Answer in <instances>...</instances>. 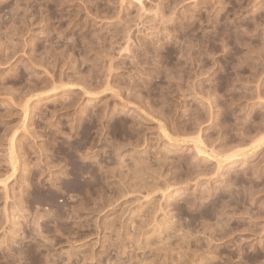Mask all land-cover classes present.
<instances>
[{
  "label": "rangeland",
  "instance_id": "374dc122",
  "mask_svg": "<svg viewBox=\"0 0 264 264\" xmlns=\"http://www.w3.org/2000/svg\"><path fill=\"white\" fill-rule=\"evenodd\" d=\"M11 263L264 264V0H0Z\"/></svg>",
  "mask_w": 264,
  "mask_h": 264
},
{
  "label": "bare ground",
  "instance_id": "6f19581e",
  "mask_svg": "<svg viewBox=\"0 0 264 264\" xmlns=\"http://www.w3.org/2000/svg\"><path fill=\"white\" fill-rule=\"evenodd\" d=\"M189 47V46H188ZM187 49V48H186ZM188 54V53H187ZM187 56V55H186ZM150 73H151V71H150ZM134 80H135V78H134ZM150 81V80H149ZM225 83V82H224ZM146 85V84H145ZM165 105H166V103H165ZM169 105V104H168ZM87 111V110H86ZM88 117V116H87ZM89 118V117H88ZM92 118V117H91ZM198 118V117H197ZM85 119V118H84ZM135 119V118H134ZM86 120V119H85ZM111 120V119H110ZM187 122V121H186ZM124 123H126V122H122V123H120V125H117L118 126V128L119 129H122L123 128V125H124ZM130 124V123H129ZM109 125V124H108ZM189 125V124H188ZM186 126V125H185ZM127 127V126H126ZM129 127V126H128ZM113 128V127H112ZM124 129V128H123ZM93 130V129H92ZM115 130V129H114ZM77 134V133H76ZM85 134V133H84ZM86 134H88V133H86ZM70 136V135H69ZM79 137V136H78ZM86 137V136H85ZM85 137H83V138H85ZM128 139V138H127ZM84 140V139H83ZM85 141H86V138H85ZM81 141H79V143H80ZM87 143H88V141H86ZM90 142V141H89ZM82 143V142H81ZM77 144H78V142H77ZM74 144V146L76 147V146H78V145H82V144ZM87 145V144H86ZM171 145V144H170ZM71 146H73V145H71ZM88 146V145H87ZM68 147V146H67ZM70 149V148H69ZM78 149V148H77ZM80 149V148H79ZM58 150V149H57ZM75 150V149H74ZM167 150V149H166ZM81 151V150H80ZM157 151V150H156ZM170 151V150H169ZM85 152V151H84ZM141 152V151H140ZM160 152V151H159ZM86 153V152H85ZM145 153V152H144ZM157 153V152H156ZM162 153V152H161ZM70 154V153H69ZM87 154V153H86ZM139 154V153H138ZM148 154V153H147ZM155 154V153H154ZM168 154H170V153H168ZM172 154V153H171ZM137 155V154H136ZM72 156V155H71ZM89 156V155H88ZM144 156H145V154H144ZM149 156V155H148ZM153 156H155V155H153ZM180 156V155H179ZM143 157V156H142ZM147 157V156H146ZM158 157H159V154H158ZM73 158V157H72ZM75 158H76V156H75ZM79 158V157H78ZM135 158V157H134ZM133 158V159H134ZM138 159V158H137ZM141 159V158H140ZM161 159H162V157H161ZM164 159V158H163ZM166 159V158H165ZM164 159V160H165ZM173 159V158H172ZM188 159V158H187ZM100 160V159H99ZM169 160H171V159H169ZM138 161V160H137ZM141 161V160H140ZM142 161H145V160H142ZM141 161V162H142ZM155 161V160H154ZM168 161V160H167ZM182 161V160H181ZM158 162V161H157ZM190 162V161H189ZM145 163V162H144ZM144 163H141L140 165H141V168L143 169V167L145 166V169L147 168V167H149V165L147 164V162H146V164L145 165H143V167H142V164H144ZM149 163V162H148ZM75 164V170L73 169V171L71 172V175H73L72 177V179H70V180H68L67 182H65L64 183V185L63 186H65L67 189H74V190H80V189H83L82 187H86L87 186V184L89 185V183H91V182H88V180H87V182L88 183H83L82 182V180H81V175H82V173H84V171L83 170H85V169H82V165H80V166H77L76 164L77 163H74ZM82 164H84V163H82ZM135 164V163H134ZM150 164V163H149ZM153 164V163H152ZM159 164V163H158ZM172 164H173V162H172ZM180 164V163H179ZM93 165V164H92ZM139 165V166H140ZM103 166V165H102ZM151 166V165H150ZM161 166V165H160ZM159 166V167H160ZM181 166V165H180ZM187 166V165H186ZM96 167V166H95ZM134 167V166H133ZM132 167V168H133ZM185 167V166H184ZM70 168V167H69ZM149 168H151V167H149ZM98 169V168H97ZM131 169V168H130ZM163 169V168H162ZM188 169V168H187ZM194 169V168H193ZM197 169V168H196ZM87 170V169H86ZM153 170V169H152ZM156 170V169H155ZM176 170V169H175ZM192 170V169H191ZM138 171V170H137ZM148 171H151V170H148ZM179 171V170H178ZM64 172V171H63ZM135 172V171H134ZM146 172V171H145ZM154 172H156V171H154ZM86 173V172H85ZM88 173V172H87ZM89 173H90V171H89ZM153 173V172H152ZM187 173V172H186ZM66 174H68V173H66ZM70 174V173H69ZM138 173H136V175H137ZM142 174V173H141ZM146 174V173H145ZM63 175H65V174H63ZM87 175V174H86ZM91 176H93V175H91ZM152 176V175H151ZM90 177V176H89ZM135 178V177H134ZM137 178V177H136ZM143 178V177H142ZM96 179V178H95ZM235 179V178H234ZM67 180V179H66ZM99 181V180H98ZM97 184V183H96ZM95 184V185H96ZM64 187V188H65ZM40 188V187H39ZM56 189V188H55ZM84 190V189H83ZM37 191V190H36ZM57 191V190H56ZM66 191V190H65ZM82 191V190H81ZM46 192V191H45ZM48 192V191H47ZM34 197L36 198V200H38V201H46L47 200V202L48 201H50V202H53L54 200H55V196H56V194H54V193H49V194H47V193H44V192H41V190H40V192H34ZM85 194V193H84ZM232 195V194H231ZM35 200V199H34ZM55 203V202H54ZM219 203V202H218ZM51 204V203H50ZM192 204V203H191ZM214 207V206H213ZM187 208V207H186ZM190 208H191V206H190ZM216 208V207H215ZM152 210V209H151ZM154 210V209H153ZM214 210H216V209H214ZM55 212V211H54ZM218 212H219V210H218ZM63 213V212H62ZM211 214V213H210ZM220 215V214H219ZM217 216V215H216ZM65 217V216H64ZM154 217V216H153ZM222 217V216H221ZM151 219V218H150ZM217 219H218V217H217ZM194 220V219H193ZM158 221V220H157ZM195 222V221H194ZM106 225V224H105ZM108 225V224H107ZM144 225V224H143ZM149 225V224H148ZM162 225V224H161ZM168 225H170V224H168ZM172 225V224H171ZM192 225V224H191ZM218 226V225H217ZM98 227V226H97ZM139 227V226H138ZM144 227V226H143ZM191 227V226H190ZM189 227V228H190ZM112 228V227H111ZM164 228V227H163ZM171 228H174V227H171ZM223 228V227H222ZM122 229V228H121ZM138 229V228H137ZM142 229V228H141ZM170 229V228H169ZM177 229V228H176ZM218 229V228H217ZM116 230V229H115ZM174 230V229H173ZM138 231V230H137ZM161 231V230H160ZM187 232V231H186ZM125 233V232H124ZM172 233V232H171ZM171 233H169V234H171ZM162 234V233H161ZM160 234V235H161ZM166 234H168V233H166ZM177 234V233H176ZM121 235V234H120ZM125 235V234H124ZM158 235V234H157ZM172 235V234H171ZM186 235V234H185ZM184 235V236H185ZM144 236V235H143ZM151 236H152V234H151ZM149 237L148 238V242L147 243H151L152 242V239H153V237ZM169 237H167V239L168 238H172V236H174V235H172L171 237H170V235H168ZM116 237V236H115ZM182 237V236H181ZM187 237V236H186ZM161 238V237H160ZM189 238V237H188ZM158 239V238H157ZM169 239V240H170ZM116 240V239H115ZM159 240V239H158ZM188 240V239H187ZM119 241V240H118ZM139 241V240H138ZM155 241H157V240H155ZM173 242V241H172ZM38 243V242H37ZM117 243V242H116ZM133 243V242H132ZM138 243V242H137ZM146 243V242H145ZM32 244V243H31ZM123 244V243H122ZM121 244V245H122ZM143 244V243H142ZM170 244V243H169ZM22 245V244H21ZM39 245V244H38ZM135 245V244H134ZM157 245V244H156ZM165 245V244H164ZM42 246H44V245H42ZM152 246V245H151ZM170 246V245H169ZM168 246V247H169ZM35 247V246H34ZM38 247V246H37ZM36 247V248H37ZM45 247V246H44ZM106 247H108V246H106ZM139 247V246H138ZM154 247V246H153ZM155 247H157V246H155ZM154 247V248H155ZM162 247V246H161ZM166 247V246H165ZM171 247V246H170ZM118 249H119V247H117ZM39 249V248H38ZM107 249V248H106ZM147 249V248H146ZM158 249V248H157ZM160 249V248H159ZM170 249V248H169ZM163 250V249H162ZM218 250V249H217ZM136 251V250H135ZM168 251V250H167ZM93 252V251H92ZM103 252V251H102ZM124 252H126V251H123V254H124ZM153 252V251H152ZM158 252V251H157ZM169 252V251H168ZM217 252V251H216ZM136 253V252H135ZM149 253V252H148ZM49 254V253H48ZM122 254V253H121ZM137 254V253H136ZM135 254V255H136ZM166 254H168V253H166ZM54 255V254H53ZM57 255V254H56ZM103 255V254H102ZM18 256V255H17ZM40 256V255H39ZM49 256V255H48ZM59 256V255H58ZM85 257V256H84ZM121 257V256H120ZM91 258H93V257H91ZM146 258V257H145ZM210 258V257H209ZM22 259V258H21ZM84 259V258H83ZM253 259V258H252ZM70 260V259H69ZM204 260V259H203ZM206 260V259H205ZM12 261V260H11ZM27 261V260H26ZM77 261V260H76ZM107 261H108V259H107ZM118 261H119V259H118ZM17 262V261H16ZM22 262V261H21ZM151 262V261H150ZM107 263V262H106ZM117 263V262H116ZM119 263V262H118ZM135 263V262H134ZM212 263V262H211ZM12 264V263H11ZM17 264V263H16ZM45 264V263H44ZM50 264V263H49ZM71 264V263H70ZM207 264V263H206ZM210 264V263H209Z\"/></svg>",
  "mask_w": 264,
  "mask_h": 264
}]
</instances>
